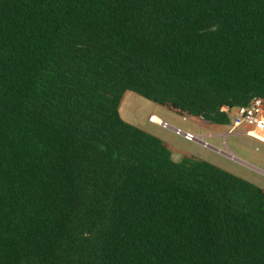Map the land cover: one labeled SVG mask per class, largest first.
Segmentation results:
<instances>
[{
  "label": "trees",
  "instance_id": "obj_1",
  "mask_svg": "<svg viewBox=\"0 0 264 264\" xmlns=\"http://www.w3.org/2000/svg\"><path fill=\"white\" fill-rule=\"evenodd\" d=\"M127 91L230 125L264 0H0V264H264V190L175 161Z\"/></svg>",
  "mask_w": 264,
  "mask_h": 264
},
{
  "label": "rangeland",
  "instance_id": "obj_2",
  "mask_svg": "<svg viewBox=\"0 0 264 264\" xmlns=\"http://www.w3.org/2000/svg\"><path fill=\"white\" fill-rule=\"evenodd\" d=\"M120 115L126 122L160 138L172 153L175 161L194 158L210 162L228 172L242 177L264 190V143L243 134L244 127L230 132L231 125H217L220 132L227 134L205 136L202 144L196 140H188L175 131L183 132L214 131L208 130L198 123L195 117L181 113L170 106L150 101L134 91H128L122 98ZM157 116L169 126L163 127L159 121L152 119Z\"/></svg>",
  "mask_w": 264,
  "mask_h": 264
},
{
  "label": "built area",
  "instance_id": "obj_3",
  "mask_svg": "<svg viewBox=\"0 0 264 264\" xmlns=\"http://www.w3.org/2000/svg\"><path fill=\"white\" fill-rule=\"evenodd\" d=\"M221 112L226 113L231 118L230 133L234 132L240 127H244L241 131L243 134L252 137L262 143H264V99L261 97H254L248 105L238 108H231L228 105H224L221 108ZM163 127H168L169 124L163 120L161 123ZM175 131L184 135L188 140H196L203 142V137L192 132H183L180 128H176ZM205 143V142H204Z\"/></svg>",
  "mask_w": 264,
  "mask_h": 264
},
{
  "label": "crops",
  "instance_id": "obj_4",
  "mask_svg": "<svg viewBox=\"0 0 264 264\" xmlns=\"http://www.w3.org/2000/svg\"><path fill=\"white\" fill-rule=\"evenodd\" d=\"M128 92V91H127ZM127 92H125V94L127 93ZM124 94V95H125ZM155 116V115H154ZM157 117V116H156ZM197 120H198V123L201 125V126H203L204 128H206V129H208V130H213L214 129V131H206V132H200L199 134H197V135H199V136H202V137H205V136H219V135H224V134H227V133H224V132H220L219 131V127H214L213 125L214 124H212V123H210V122H208V121H206V120H204L203 118H201V117H195ZM228 133H230V132H228Z\"/></svg>",
  "mask_w": 264,
  "mask_h": 264
},
{
  "label": "bare ground",
  "instance_id": "obj_5",
  "mask_svg": "<svg viewBox=\"0 0 264 264\" xmlns=\"http://www.w3.org/2000/svg\"><path fill=\"white\" fill-rule=\"evenodd\" d=\"M152 119L155 121H159L160 122L159 124L163 123V120L161 121L158 117H156L154 115H152Z\"/></svg>",
  "mask_w": 264,
  "mask_h": 264
},
{
  "label": "water",
  "instance_id": "obj_6",
  "mask_svg": "<svg viewBox=\"0 0 264 264\" xmlns=\"http://www.w3.org/2000/svg\"><path fill=\"white\" fill-rule=\"evenodd\" d=\"M202 144H205L204 142H201Z\"/></svg>",
  "mask_w": 264,
  "mask_h": 264
}]
</instances>
